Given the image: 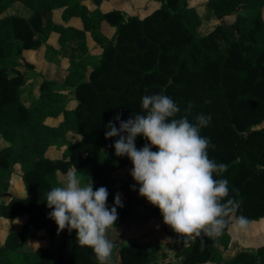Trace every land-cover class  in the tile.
I'll list each match as a JSON object with an SVG mask.
<instances>
[{
  "label": "trees",
  "instance_id": "obj_1",
  "mask_svg": "<svg viewBox=\"0 0 264 264\" xmlns=\"http://www.w3.org/2000/svg\"><path fill=\"white\" fill-rule=\"evenodd\" d=\"M103 1L0 0V135L10 143L0 152V216H26L22 227L0 242V264H98L90 248L79 246L74 230L58 232L48 218L52 209L46 194L76 168L84 182L92 180L94 190L106 187L108 207L115 206L111 178L132 163L115 155L118 137L105 139L107 125L112 121L119 128L117 115L126 121L141 114L142 97L161 91L177 103L180 115L191 105L190 121L200 113L211 116L201 134L210 142L209 157L227 165L223 178L229 198L240 202L219 237L202 235L185 243L178 236L184 256L178 264H264V245L231 259L221 248L231 243L234 219L244 216L249 223L264 217V0H208L206 18L191 0H159L144 17L126 15L118 7L104 11ZM19 6L28 14H6ZM56 11L61 20H56ZM212 15L223 21L200 33ZM76 18L81 26L72 23ZM88 32L101 49L96 55L90 52ZM53 33L59 34L56 49L69 57L71 69L62 82L42 81L40 102L30 108L22 99L26 71L18 68L17 59L34 68L25 51L48 48ZM78 54L97 60L83 62ZM58 83L74 93L75 106L68 105L65 89L54 87ZM48 118L59 122L48 123ZM147 143L142 136L136 139L137 149ZM52 146L65 147L52 157L47 154ZM17 165L25 196L11 191ZM122 204L115 227L131 217ZM41 230L52 245L38 248L39 259L32 261L21 246L39 238ZM119 254V264H166L139 241L123 244Z\"/></svg>",
  "mask_w": 264,
  "mask_h": 264
},
{
  "label": "clouds",
  "instance_id": "obj_2",
  "mask_svg": "<svg viewBox=\"0 0 264 264\" xmlns=\"http://www.w3.org/2000/svg\"><path fill=\"white\" fill-rule=\"evenodd\" d=\"M141 108V114L126 121L117 115L119 128L109 121L105 139L118 137L115 155L130 159V175L140 186L139 195L159 209L163 223L185 243L202 235L219 237L240 202L229 198L228 181L223 178L227 165L209 157L210 142L201 134L211 116L200 113L195 122L190 121L191 105L180 115L177 103L163 91L144 95ZM140 136L148 143L137 149ZM108 195L106 187L94 190L92 180L84 182L76 168L46 194L47 207L52 209L48 218L58 232L74 230L79 246L90 248L98 264H110L114 244L109 231L117 223V208L123 207L117 194L115 206L109 208ZM236 223L244 228L248 221L239 216Z\"/></svg>",
  "mask_w": 264,
  "mask_h": 264
},
{
  "label": "rangeland",
  "instance_id": "obj_3",
  "mask_svg": "<svg viewBox=\"0 0 264 264\" xmlns=\"http://www.w3.org/2000/svg\"><path fill=\"white\" fill-rule=\"evenodd\" d=\"M207 1L208 0H191V4L197 7V11L204 18L208 17L209 15L208 14L209 12L207 11L208 10ZM159 5H160L159 0H111L108 2V4L106 3V5H104L103 8L110 9L112 7H123L127 9L126 11H124L126 15L132 13V14H137L140 17H144L147 14L151 13ZM13 12L28 14V11H25V9L20 6L8 10L6 14ZM59 14L60 12L56 11V20H61ZM227 19L229 21H232L234 17L230 16L227 17ZM220 22L221 19L216 18L215 16L212 15L208 19L204 20V23L199 27V31L202 34H207L210 31H212L214 27L218 25ZM72 23L75 24L76 26H81L82 24L81 21L77 18L73 19ZM106 29L108 32L110 29L111 32L113 31L112 28L109 29L106 27ZM58 37L59 34L57 33H53L50 36L48 40V45H49L48 48L43 46L38 49L25 51L24 57L26 61L33 63L34 68L28 67V65H26L23 59L21 58L17 59L18 68L22 71H26L28 84L22 90V99L24 100V102H26V104L30 108L40 102V96H41L40 85L42 81H44L45 79H49V80H56L62 82L64 81L65 76L71 69V62L69 57L62 56L56 49V47H59ZM87 38H88L91 54L96 55L101 49L97 46L95 40L92 38L89 32ZM77 58L80 61L88 62V63L95 62L97 60V58L95 57L87 58V56L80 54H78ZM10 74L13 75L14 72H10ZM54 87H56V89H65L68 105L70 107L75 106L76 104L75 95L72 91L69 90V88H63V86H61L59 83L54 85ZM47 122L51 124H57L59 122V119L48 118ZM67 137L71 141H76L75 136H73L71 133H68ZM9 146L10 143L7 142L5 139H3L2 136L0 135V152H5ZM64 147L65 146H62V148L59 150H53L54 147L52 146L49 148L47 154L53 157L55 155H61V152L63 151ZM106 152L110 153L112 151L106 150ZM16 169L18 175H15L12 179L11 191L18 196H25L26 189L20 177V173L22 172L21 166L17 165ZM131 170L132 167H127L125 169L118 170L111 178V185L115 191V194L120 195V199L122 203H124L129 210L132 209L131 210L132 218L136 217V219H138L137 221H140L141 223L139 226H136L134 222L137 221L131 222L130 224H128V222H125L120 226L127 224V229L119 230L118 229L119 226H118L109 231V239L112 240L114 244V249L110 260V264L120 263L119 248L123 244H128L133 241H139L144 245H146V247L150 251L151 244L147 245V243H145L142 237L144 235L146 236V233L152 235L154 230L155 231L159 230L160 228H163L165 225L163 223L162 215L157 211L158 208L151 205L145 198L139 195L138 189L140 186L133 180L132 176L130 175ZM61 180L63 181L62 176H61ZM1 200L2 199H0V201ZM153 218H159L160 220L159 219H157V221L152 220ZM25 219L26 216L14 218V219L0 216V241L3 242L5 237L8 236L9 232L12 229H16V230L20 229L24 224ZM147 221L149 222L151 221L153 224V225H149V228H146L144 226ZM38 237L39 238L31 240L27 244H23L21 246V249L29 256V258H31L32 261H36L39 259V256L37 254L38 248L52 245L45 230H41L39 232ZM173 237H174L173 239H176V245L178 246V249H180L181 251L183 245L177 239L178 235L175 233V236Z\"/></svg>",
  "mask_w": 264,
  "mask_h": 264
},
{
  "label": "crops",
  "instance_id": "obj_4",
  "mask_svg": "<svg viewBox=\"0 0 264 264\" xmlns=\"http://www.w3.org/2000/svg\"><path fill=\"white\" fill-rule=\"evenodd\" d=\"M109 1L111 0H104L102 2L101 4L102 10L109 11L113 8H116V7H112L110 9H104L103 6L106 5V3L108 4ZM118 8H121L123 11L127 10L123 7H118ZM129 15H137V14L130 13ZM58 156L60 155H55L54 157H58ZM131 210L132 209H130V211ZM157 219L159 218H153L152 220L157 221ZM137 220L138 219H136V217L132 218L131 216V218L127 222L128 224H130L131 222H134ZM236 220L237 219L233 220L229 228V232L232 236V240H231L229 247L224 249L221 246L223 250V256L226 259H231L235 257L240 251H243V250H249L252 252L254 251L256 252L259 247L264 245V217L259 220H255V221L247 223L246 227L244 228H240L239 226H237ZM151 221L150 222L147 221L144 226L146 228H149V225H153ZM140 223H141L140 221L134 222L136 226H139ZM118 229L119 230L127 229V224L123 226H119ZM153 233L152 235H149L148 233H146V236L144 235L142 238L145 241V243H147V245L151 244L150 252L156 255V257L158 258V261L161 263H166V264L180 263L184 257L182 255L183 248L181 251L180 249H178V246L176 245V239H173L174 238L173 236H175V233L173 231L168 230L166 225H164V227L160 228L159 230H156V231L154 230ZM6 238L7 237H5L4 241L6 240ZM4 241L3 242L0 241V242L4 243ZM152 264H155V263H152ZM202 264H215V263L205 262Z\"/></svg>",
  "mask_w": 264,
  "mask_h": 264
},
{
  "label": "water",
  "instance_id": "obj_5",
  "mask_svg": "<svg viewBox=\"0 0 264 264\" xmlns=\"http://www.w3.org/2000/svg\"><path fill=\"white\" fill-rule=\"evenodd\" d=\"M221 21H223V20H221ZM6 194H10L9 192H6Z\"/></svg>",
  "mask_w": 264,
  "mask_h": 264
}]
</instances>
